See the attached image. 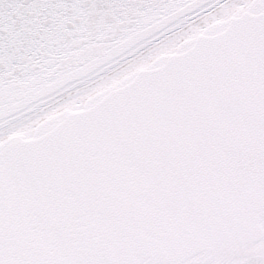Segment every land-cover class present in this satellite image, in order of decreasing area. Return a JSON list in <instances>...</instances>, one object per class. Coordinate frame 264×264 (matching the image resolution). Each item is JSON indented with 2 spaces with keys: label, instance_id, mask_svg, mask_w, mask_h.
I'll return each mask as SVG.
<instances>
[{
  "label": "snow or ice",
  "instance_id": "6c2138e0",
  "mask_svg": "<svg viewBox=\"0 0 264 264\" xmlns=\"http://www.w3.org/2000/svg\"><path fill=\"white\" fill-rule=\"evenodd\" d=\"M0 264H264V0H0Z\"/></svg>",
  "mask_w": 264,
  "mask_h": 264
}]
</instances>
